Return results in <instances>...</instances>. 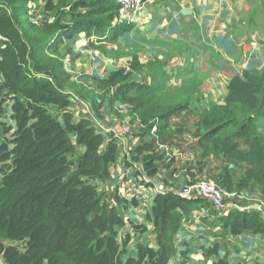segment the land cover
<instances>
[{
  "label": "trees",
  "instance_id": "trees-1",
  "mask_svg": "<svg viewBox=\"0 0 264 264\" xmlns=\"http://www.w3.org/2000/svg\"><path fill=\"white\" fill-rule=\"evenodd\" d=\"M30 1L36 2L31 6L38 25L30 22ZM117 1L48 0L40 20L39 0H0V264H169L177 254L176 235L190 205L204 202L170 192L156 195L146 214L151 231L126 222L121 211L127 202L117 194L106 200L94 185L110 177L117 141L113 136L105 141L108 134L87 118L75 123L69 112L73 100L88 103L96 119L108 111L134 125L139 143L124 163L127 168L142 164L147 178L156 177L162 160L154 150L152 128L162 140L170 119L190 117L186 112L195 106L200 155L194 169L211 174L212 164H220L211 182L224 193L256 188L264 199L262 70L233 76L223 104L205 106L192 99L199 88L195 77L173 90L170 77L161 71L163 64L148 70L151 84L137 82L124 69L93 78V85L81 84L66 72L60 55L66 42L83 33L96 37L88 40L93 46L129 32L124 25L113 29ZM139 65L130 68L141 71ZM115 106L126 113L118 114ZM72 136L84 147L75 161ZM217 220L234 237L244 232L264 237V223L256 213L233 210ZM127 223L132 232L154 238L146 236L131 245L128 233L119 241L117 227ZM211 248L215 254L219 246Z\"/></svg>",
  "mask_w": 264,
  "mask_h": 264
},
{
  "label": "crops",
  "instance_id": "crops-1",
  "mask_svg": "<svg viewBox=\"0 0 264 264\" xmlns=\"http://www.w3.org/2000/svg\"><path fill=\"white\" fill-rule=\"evenodd\" d=\"M227 1L228 0H146V9L139 17L142 19L141 24L125 33L122 37L120 36V44L134 46L136 43H139L141 46L146 47L145 53H143L144 57L156 58V61L163 64L162 72L170 76L172 80H174L175 76L181 75L178 71L188 74L187 77L184 78L186 80L195 77L199 85L197 91L198 99L200 100L199 106H205L208 103L223 104L226 95V82L228 79H231L233 75L235 76V72L232 70L235 62L232 61L228 64L227 61L229 60L225 57L226 54H230L228 50L225 49L228 48L226 45L227 37L225 33L226 19L238 18L235 16H238L242 12L238 6L239 3L242 2ZM221 19L223 21L222 25L218 26V29L216 28V33H218L219 36L213 39V41H215V44H213L216 46L209 49L210 43L207 33L208 31L210 32V37L214 35L215 33L211 32L214 30V24ZM89 39L97 40L95 36L86 37L82 33L75 40L68 41L65 45H62L60 51V55L66 65V72L71 74V72L75 71L77 74L72 75L74 79L85 85H93V78H105L110 72L124 67V64L105 59L103 53L91 49L88 46ZM180 41L191 46L190 56H188L185 48L184 51L176 49L177 53L180 55L169 52V50H174L172 46L176 43H180ZM218 44H221L222 47L220 45L217 46ZM140 58L142 57L140 56ZM109 66L114 67V69L112 68L111 71V68H106ZM228 67L231 68L228 69ZM247 69L250 70L252 68ZM137 75L138 76L133 75V78L137 82L144 84L150 83V76L148 74ZM201 76L206 79L201 81ZM181 83L182 82H180V84ZM171 84L172 83H168V86ZM69 112L73 115L75 123L82 118H87L91 121L92 126L102 131L100 126L95 123L96 119L88 103L73 100L70 104ZM58 119L60 120L59 116ZM97 120L103 128L118 129L120 125L110 117L108 111H105L101 118ZM176 121L177 120L170 124L169 134L161 140L164 142H160L169 151L172 160L166 162L161 154L162 160L158 162L159 170L156 175V178H159L161 181L157 182V180L153 178H148L150 186L163 184L169 189L173 188L177 190L178 187H182L186 185V183H192L194 180L201 181L203 180V176H205L203 175L204 173L199 174L198 171L194 169L195 164L199 161L200 152L198 151L196 132L193 125H187L189 127L183 129L181 122L186 124V121ZM111 136L112 134L108 133V137H105V141H108ZM72 139L75 141L74 136L71 137V140ZM138 143L139 139L137 137L131 140L126 146H122L120 142H117L118 155L115 163L109 168L110 177L107 180L109 183L106 181L102 183L103 191L111 192L113 190L111 185L114 180L117 182L120 178L131 179L130 176H132L133 173L130 168L125 166L124 157L132 151ZM178 154H184L188 156V159L183 162L179 161L177 159ZM168 169L171 170L168 171ZM117 191L118 197L124 202H127V206L124 204L127 210L133 207L135 211L142 212L140 206L137 207L138 205L136 203L129 201L125 195L119 191V187ZM244 191H250L253 194L259 195L256 188ZM188 200L196 201L198 198L193 196ZM208 206L210 205L205 202H203V204L190 205V209L187 211V215L182 222L181 229L176 235V243L178 246L177 254L172 257L169 264H185L187 259V264H212L216 259L211 257L212 254L209 248L215 244H218L220 248L219 243L231 245V249L234 251H231L233 264H241L242 261H248L252 258H254V262L249 264H264V237L262 235H253L250 232H244L242 235L235 237L228 235L226 238L224 237L225 233L223 235H220V233L214 234L218 232L219 227L216 225H209L214 223L220 215L216 213L211 206L209 211L212 210L214 213L211 211L209 212L206 208ZM251 208L253 210L256 209V207ZM121 212L125 214V210ZM150 212L151 209L149 213ZM255 212L257 211L252 213ZM126 217L127 216L124 217V220ZM128 233H130L131 236H135L132 235V231ZM142 236L143 238H141V240L148 235L142 234ZM136 241L137 239L135 242ZM135 242H131V245H134ZM184 253L185 256H183ZM218 255L219 259L226 257V253L224 254L222 250L219 251ZM200 259H202L203 262H201Z\"/></svg>",
  "mask_w": 264,
  "mask_h": 264
},
{
  "label": "rangeland",
  "instance_id": "rangeland-1",
  "mask_svg": "<svg viewBox=\"0 0 264 264\" xmlns=\"http://www.w3.org/2000/svg\"><path fill=\"white\" fill-rule=\"evenodd\" d=\"M39 1L40 2H37L39 4V6H38L39 9L37 10V13L40 14V20H41L42 14H43V11H42L43 10V4H45V2H47L48 0H39ZM55 1H57V0H55ZM67 1L71 2V0H67ZM227 2H242V3H239V5H238L240 10H242V12L238 16L237 15L235 16L238 18L228 19V20L226 19L225 33H226V37H227L226 38V45L228 48H225V45H224V48L226 50H228V52L230 53V54H226V56H225L227 58V60H229V61H227L228 64H230L232 61L235 62L233 69H232V70H234L235 75H240V74H243L244 72H251L254 69L258 73H260L261 70H262L261 73H264V0H228ZM29 3L32 5H35L36 2L30 1V2H28V4ZM145 9L146 8H144L142 10V12L140 14H138L137 16L136 15L133 16L132 22H131L132 24L127 22V21H125V23H118L116 21L115 22L116 25H115V27H113V29L116 28V26L121 27V25H124L125 27H129V31L133 30L134 27H137L141 24L142 19L139 17L143 14ZM120 13H121V8L118 6V12H117L118 16L117 17H119ZM119 20L124 21L122 19H118V21ZM222 22L223 21L221 19L217 23L214 24V27H213L214 30L212 29L213 31H211L212 33L213 32L215 33L214 35H211V37H210V32L208 31V33H207L209 43H210V46L208 47L209 49L216 46V45H214L215 41H213V39L218 38L219 35H218V33H216V28L218 29V26L222 25ZM38 24H40V23H38ZM208 30H209V28H208ZM114 37H115V35L113 36V41H111V42L97 43L98 45L93 44V46H90L88 44V46L95 51L103 53L105 59L112 60L115 62H120L121 64H124V67H123L124 71H125L124 73L127 75L131 74V75L138 76L137 74H148L150 76V73L148 70H150L151 68L155 69L159 66V64H161L159 61H156V58H154V57H148V56L144 57L143 53H145L146 47L141 46L139 43H136L134 46H129V44L128 45H125V44L121 45L120 39H119L120 36H118L116 38H114ZM219 45L222 47L221 44H218L217 46H219ZM172 48L174 50H169L170 53L173 52L175 54L180 55L179 53H177L176 49H178L179 51H184V48H185V50L188 53V56H190V54H191V46L187 43L184 44L183 41H180V43L174 44L172 46ZM140 56L142 58H140ZM220 58L222 59L221 56H220ZM137 62L140 64L139 66H142L141 71H134L130 68V65H133L134 63H137ZM64 68H66V65H64ZM106 68H111L110 69L111 71H112V68L114 69V67H110V66L106 67ZM123 68H120V69H123ZM230 68L231 67H228V69H230ZM247 68H252V69L248 70ZM126 69H127V71H126ZM178 72H180L181 75L175 76L174 80H172L170 78V80L168 82V83H172L170 86H172L174 88L173 90L178 89L176 87L179 86L180 82H183L184 80H186L184 78L187 77V75H188L185 72H181V71H178ZM68 74H70V73H68ZM73 74H77V73H75V71L71 72V75H73ZM204 79H206V78L201 76L200 80L204 81ZM230 80L231 79H228V81L226 82V86ZM170 81H173V82H170ZM149 84H151V77H150V83ZM188 84H192V83H190L188 81ZM175 92L179 95V97L181 99H183L184 96L181 95L179 93V91H175ZM191 96H192L193 100L198 99V94L196 92L192 93ZM115 107L116 108H114V111H116L118 114L124 115L126 113V110L118 111V106H115ZM193 108H195V109H193ZM193 108L186 112V114L190 115V117L186 118L185 115H181V116H177L175 118H172L169 121V126L175 120H177L176 122H181L179 120H182L184 122L186 121V124H183L181 122V125H183V129L185 127H189L192 125L194 126L196 119L193 116V114L197 108L195 106ZM53 110H54V112H53ZM49 112L53 116H56L57 111L54 108L49 107ZM192 112H193V114H192ZM108 114L110 115V117L114 121L118 122V124L122 123L123 120H121L120 118H117V116L113 115L112 112H109ZM261 122H262V120H261ZM187 125H189V126H187ZM133 126H131V127H132V130L134 132V137H136L138 131ZM108 127H110V126H108ZM168 129L166 130V132H168V134H169L170 129L169 130ZM158 136L156 137L154 134H152V138L158 139V138H160ZM158 141L164 142L161 140H158ZM72 142L75 146V152H74V161H75L77 159V157H79L80 155H82L84 153V147L77 145L76 142L73 141V139H72ZM138 164H140V163H138ZM212 165L214 166V169H216V170L209 169V170H211V174H207L208 172L207 173L204 172L203 175H205V176H203V180L213 181L212 178H214L220 164H215V165L212 164ZM139 167H141V166H139ZM170 170L171 169H168V171H170ZM205 171H207V170H205ZM156 177L153 179L157 180V182H160L161 180L159 178H156ZM1 178H2V176L0 175V182H1ZM130 178L134 179L133 175L130 176ZM106 182L109 183V181H106ZM196 182L197 181L194 180L192 183H186V185L194 184ZM102 183H104V182L100 181V180L94 182L95 187L98 190V192L100 194H104V195L106 194V197H107V198L105 197L106 200H109L108 198H110V197L113 198V196L115 194H117V196H118V191H117L118 187H116L115 180H114V182H112L111 186H112L113 190L111 192L103 191L102 190ZM179 186H181V185H179ZM179 188H181V187H178V189ZM119 191H121L120 188H119ZM224 194H225V201L226 202H228V203L233 202V203L239 205V206H237L239 208L240 207H242V208L256 207L255 210H253L252 208L251 209L253 211H257L259 213V216L264 214V199L261 196V194H259L260 195L259 196L257 194H253L250 191L249 192H245V191L232 192L231 194H234V196L228 195L227 193H224ZM135 203L138 205L137 207L140 206V210L142 212L141 213L139 211L137 212L133 209V207H131L130 210L129 209L125 210V212H124L125 214H123L121 212L123 217L127 216V217H129V218H127V217L125 218V220L127 222L132 223L134 225H141L142 224L145 227H148V231H151L152 227L150 225V222L147 221V219H146V214L149 213L150 209L152 208L153 203H150L149 205H144V206L139 205L137 202H135ZM206 208L209 211V209L211 207L208 206ZM210 211L212 212V210H210ZM212 213H214V212H212ZM215 222L211 223L209 225V226H215L216 225L217 227H219L218 232H216L214 234L220 233V235H223L226 232L224 235L225 238L228 235H230L228 230L221 228L220 224L217 223L218 222L217 219ZM129 223L125 224L124 226L117 227V233H118L117 239L119 241H123V239L125 238V234H128L129 231H132V229H133L132 225ZM222 229L225 230V232ZM132 235H135V236H131V240L133 243L135 242L136 239L140 240L141 238H143L142 234H138V233L136 234L133 232ZM137 235H139V236H137ZM143 235H145V234H143ZM147 237H149V238L152 237V239L154 238L153 236H149V235ZM176 245H177V243L175 244V248L178 247V246L176 247ZM219 245H220L219 251L222 250L224 254L226 253V257H224V258L220 257V258H222L224 261H226L227 264H233L232 263L233 258H232L231 251L232 252H234V251L231 249V245L222 244V243H219ZM191 248H196V247H191ZM209 251L212 254L211 257L216 259V261L219 260V255H218L219 251H217V253L213 254L211 247L209 248ZM207 253H209V252H207ZM183 256H185V253L183 254ZM179 258L181 260L180 256H179ZM187 260H186L185 264H187ZM237 260H238V258H237ZM200 261L203 262L202 259H200ZM253 262H254V258H252L251 260H248V261H242L241 264H249V263H253Z\"/></svg>",
  "mask_w": 264,
  "mask_h": 264
},
{
  "label": "built area",
  "instance_id": "built-area-1",
  "mask_svg": "<svg viewBox=\"0 0 264 264\" xmlns=\"http://www.w3.org/2000/svg\"><path fill=\"white\" fill-rule=\"evenodd\" d=\"M118 6L121 8V13L119 17H117L118 23H125V21L131 23L132 18L134 15H138L142 12L144 8H146V0H118ZM30 8V22L33 24L38 25L39 21H37L33 17V7L29 3ZM38 15V14H37ZM118 19H122L124 21H118ZM132 24V23H131ZM127 71V69H126ZM93 113V111H92ZM94 116V113H93ZM95 118V116H94ZM96 119V118H95ZM95 123L100 126L102 132L112 134L113 138L120 142L122 146H126L131 140H133L134 132L132 130L131 125L129 124L128 120H123L120 123L118 129L114 128H103L96 119ZM156 130V127H153L151 130V134H153ZM155 152H158L163 155L164 160L166 162H170L172 160V156L169 151L166 149L164 145H162L158 139L155 140L154 144ZM128 156V154H127ZM177 159L179 161H185L188 159V156L184 154H178ZM126 160L129 161L127 157ZM141 166V167H139ZM133 175L137 173L139 177L134 179H126L120 178L117 180L116 185L119 187L125 195V197L129 201H135L140 205H149L153 203V198L156 195H164L168 192L173 193L175 196L189 199L193 196L203 200L204 202L208 203L216 213L220 216L227 215L230 211L237 210L239 212H254L250 208H242L237 207L239 205L233 202H226L225 201V194L224 192L214 183L208 180H201L197 181L194 184L184 185L181 188L174 190L173 188L169 189L163 184H156L150 186L148 178L145 176L142 168V164L134 163L130 168ZM142 181V182H141ZM234 196V194H228ZM258 214V212H255ZM260 220L264 223V214L259 216Z\"/></svg>",
  "mask_w": 264,
  "mask_h": 264
}]
</instances>
